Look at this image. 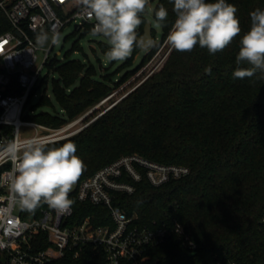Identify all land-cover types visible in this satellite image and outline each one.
I'll list each match as a JSON object with an SVG mask.
<instances>
[{
    "label": "trees",
    "instance_id": "1",
    "mask_svg": "<svg viewBox=\"0 0 264 264\" xmlns=\"http://www.w3.org/2000/svg\"><path fill=\"white\" fill-rule=\"evenodd\" d=\"M153 1L157 11L163 6L168 12L163 22L158 23L155 14L152 17L161 28L162 41L176 19L174 0ZM226 3L237 8L241 33L223 51L212 55L199 45L191 52L172 49L163 67L120 102L74 136L49 145L76 144V155L85 164L77 182L130 154L189 169L185 177L160 187L153 186L143 172L139 182L125 176L120 179L135 190L128 195L116 194L114 204L126 215L136 216L137 226L154 228L177 221L196 244L197 249L190 252L172 236L163 245L148 247L146 256L156 264H264V77L259 72L251 78L233 77L240 39L250 29L249 14L258 8L264 10V0ZM80 8L73 0L69 12ZM145 12L138 35L149 21ZM9 30L7 17L0 10V36ZM151 32L154 38L153 27ZM159 43L147 51L142 64L157 51ZM98 46L107 58L110 45ZM71 47L64 61L53 58L46 64L55 76L46 74L39 81L51 84L62 114L40 110L34 117L37 124L58 129L114 88L110 76L98 74L77 40ZM140 48L135 43L132 53ZM73 52L82 58L71 59ZM132 64L130 56L122 67ZM240 67L250 65L242 63ZM124 81L125 77L114 83L115 87ZM36 89L30 93L29 103ZM42 106L52 107L45 91L32 109ZM72 207L73 223L86 217L94 225L109 223L110 215L103 206L74 200ZM51 264H105V255L87 247L78 260L68 255Z\"/></svg>",
    "mask_w": 264,
    "mask_h": 264
},
{
    "label": "built area",
    "instance_id": "2",
    "mask_svg": "<svg viewBox=\"0 0 264 264\" xmlns=\"http://www.w3.org/2000/svg\"><path fill=\"white\" fill-rule=\"evenodd\" d=\"M72 1L0 0V10L10 25V30L0 36V141L12 139L16 132L26 139L20 133L24 125L47 130L41 138L54 143L79 130L64 135L77 120L58 129L23 121L30 93L39 85L54 46L45 50L38 64L36 35L41 30L60 33L72 23L94 27V21L80 18L81 8L69 12ZM11 168L10 161L0 163V264H51L68 255L78 260L87 247L104 252L105 264H156L146 256L147 248L163 245L172 236L186 250L197 249L177 221L170 226L140 228L135 224L136 216L126 215L114 204L116 194L128 195L135 190L131 183L120 180L123 176L139 182L143 172L153 186L160 187L188 175L186 166L159 164L130 154L76 182L69 199L105 207L110 215L105 225H94L90 217L73 223L72 206L67 213L46 204L34 213L20 210L8 199L7 174Z\"/></svg>",
    "mask_w": 264,
    "mask_h": 264
},
{
    "label": "clouds",
    "instance_id": "3",
    "mask_svg": "<svg viewBox=\"0 0 264 264\" xmlns=\"http://www.w3.org/2000/svg\"><path fill=\"white\" fill-rule=\"evenodd\" d=\"M81 6L80 18L94 21L93 37L107 40L110 50L108 61H124L133 52L141 14L154 11L157 22L165 21L167 10H154L149 0H77ZM176 19L165 43L178 52H191L199 45L209 54L223 51L240 35L237 8L226 0H174ZM250 29L241 37L236 56L234 78H251L257 72L264 77V10L250 12ZM61 34L41 30L35 37L37 50L47 45L59 46ZM242 63L250 67H240ZM54 142L41 137L21 139L16 132L12 139L0 141V163L10 161L7 174L9 201L20 210L34 213L42 204L59 213H67L74 201L69 193L85 169L83 160L76 155L73 142L49 146Z\"/></svg>",
    "mask_w": 264,
    "mask_h": 264
},
{
    "label": "rangeland",
    "instance_id": "4",
    "mask_svg": "<svg viewBox=\"0 0 264 264\" xmlns=\"http://www.w3.org/2000/svg\"><path fill=\"white\" fill-rule=\"evenodd\" d=\"M149 5L152 7L154 6V10H156V2L153 0H149ZM145 18L151 22V27L154 29V38H153V44L154 46L157 45L161 41L162 38V31L161 28L155 24L152 21L151 11L149 9L145 10ZM75 23H72V25L66 26L62 29L60 32L61 34V44L59 46H53L50 58L49 60L53 58H57L61 62L64 61V55L71 50L72 43L74 41H78L79 44L83 47L85 54H87L89 60L92 61V63L95 64V66L98 68V74L100 76H110L111 80V86L114 87L110 94L104 99H102L100 102L96 103L95 105L91 106L90 109L86 110L85 112L79 114L75 119L71 120L67 124L63 125L66 126L70 123L75 122L76 120L78 123L73 127L72 129L66 131L64 135H68L70 133H73L75 130H78L75 134L80 132V130L86 128L88 125L92 123L95 119L103 115L110 107H112L114 104L120 102L123 98H125V95H127L129 92L133 91L135 88H137L143 81H145L149 76L157 73L166 62V58L172 48L165 43L166 37L159 43L160 46L157 48V51L148 59L145 63L142 64V58L148 53L147 51H144L140 48V50L136 51L135 53L131 54V62L133 64L131 66L122 67L124 64V61H118L115 64H111L107 58H105L99 49L98 44L99 43H106L107 40L101 36L93 37L91 35V29L92 25H83L79 26L76 29H74ZM144 25L141 26L142 30L144 31ZM139 28L137 29V35ZM46 31V30H44ZM50 35L51 33L47 31ZM152 33V32H151ZM83 36H80V35ZM143 34V32L141 33ZM140 36V35H138ZM50 45H47L45 49H40L38 51V64L41 61L42 57L44 56V52L46 49H48ZM94 50V51H93ZM95 52V53H94ZM71 59H81L82 56L79 52H73L70 56ZM99 60V62L97 61ZM49 74V77H54L55 74L52 72H49L48 67L45 66L42 70L41 77L44 75ZM125 81L119 85L116 86L114 83H120L122 79ZM45 91V94L49 99H51L52 107H44L42 106L40 109L35 108L32 109L33 106H36L39 103L40 96ZM47 112L51 115H60L62 114V111L56 103L55 98H53L52 91H51V84H41L37 86V89L35 90L34 95L31 97L30 103L27 105L24 113H23V121L33 122L35 115L40 111ZM37 124V123H36ZM40 125V124H38ZM62 126V127H63ZM20 133L22 138H31V137H41V135L48 134V131L45 129H37L32 126H25L20 129ZM75 134L68 136L66 138L72 137ZM65 139V138H64Z\"/></svg>",
    "mask_w": 264,
    "mask_h": 264
},
{
    "label": "water",
    "instance_id": "5",
    "mask_svg": "<svg viewBox=\"0 0 264 264\" xmlns=\"http://www.w3.org/2000/svg\"><path fill=\"white\" fill-rule=\"evenodd\" d=\"M152 9H154V6L151 7ZM151 16H154V11H151ZM77 28V25L74 26V29ZM144 31L143 34L140 36H137L136 39V43L141 46V49L144 51L150 50L151 48L154 47L153 44V37H152V33H151V22L147 21L144 25Z\"/></svg>",
    "mask_w": 264,
    "mask_h": 264
}]
</instances>
